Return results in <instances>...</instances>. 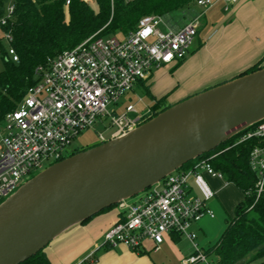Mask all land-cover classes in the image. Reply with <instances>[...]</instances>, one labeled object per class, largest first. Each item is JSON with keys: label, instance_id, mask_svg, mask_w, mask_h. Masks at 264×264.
Wrapping results in <instances>:
<instances>
[{"label": "built area", "instance_id": "2783aa9c", "mask_svg": "<svg viewBox=\"0 0 264 264\" xmlns=\"http://www.w3.org/2000/svg\"><path fill=\"white\" fill-rule=\"evenodd\" d=\"M217 0H196V6H212ZM228 10L238 0H222ZM70 0H65L67 8ZM15 6L8 2L0 16L2 38L11 41V34L3 30L14 17ZM199 18V17H198ZM198 18L173 28L161 14H146L139 18L134 29L126 34L89 36L71 49L48 57L37 67L38 80L30 86L14 110L0 119V201L13 193L30 175L70 155L73 139L84 129L92 127L99 118H109L113 127L110 137L98 133V142L120 136L152 117L151 107L139 113L131 102L124 110L110 113L107 106L115 103L141 80H147L160 66L176 64L190 50L197 35ZM166 27V31L161 29ZM7 57L18 61L9 45ZM264 136V120L241 133L235 144ZM209 157H197L187 168H179L154 185L143 190L130 202L115 204L118 219L104 232L103 243L109 248L123 244L139 251L145 239L158 248L164 234L186 236L195 253L184 264L208 261L195 239V223L215 213L209 202L215 191L206 175L223 179ZM249 166L256 172V194L264 190V143L249 154ZM27 180V179H26ZM88 255L83 260H92ZM81 263V262H80ZM78 263V264H80Z\"/></svg>", "mask_w": 264, "mask_h": 264}, {"label": "water", "instance_id": "95a60500", "mask_svg": "<svg viewBox=\"0 0 264 264\" xmlns=\"http://www.w3.org/2000/svg\"><path fill=\"white\" fill-rule=\"evenodd\" d=\"M264 120V66L186 97L120 136L56 161L0 202V264L157 183Z\"/></svg>", "mask_w": 264, "mask_h": 264}, {"label": "trees", "instance_id": "16d2710c", "mask_svg": "<svg viewBox=\"0 0 264 264\" xmlns=\"http://www.w3.org/2000/svg\"><path fill=\"white\" fill-rule=\"evenodd\" d=\"M9 1L15 6L14 17L3 26V30L11 34L9 45L18 55V61L8 58L7 51L0 47L3 63L0 70V119L6 112L14 110L27 89L36 83V69L44 65L48 57L73 48L97 31L96 37L126 34L135 28L143 15H163L196 5V0H95L97 9H94L89 0H70L66 19L65 0H0V16ZM183 60L180 59L175 67ZM260 62L237 76L261 68ZM147 80L138 83L151 97L150 107L152 116H155L172 104L165 101V96L154 97L145 83ZM248 128L199 156L213 155L209 160L212 167L222 174L225 182L234 184L243 193V199L235 206L233 216L226 219L218 239L208 247L200 248L206 255H214L218 264H264V190L256 194L257 174L249 166V154L255 146L264 143V136L235 144L238 136ZM86 148H74L70 155ZM192 161L181 168L189 167ZM92 255V260H82L80 264L94 261L95 251ZM19 264H50V261L42 249Z\"/></svg>", "mask_w": 264, "mask_h": 264}, {"label": "crops", "instance_id": "0c3cea01", "mask_svg": "<svg viewBox=\"0 0 264 264\" xmlns=\"http://www.w3.org/2000/svg\"><path fill=\"white\" fill-rule=\"evenodd\" d=\"M218 1H221L224 9V2ZM215 21L218 28L208 36L198 51L189 52L186 60L177 67H175L176 64H168L156 68V70L162 69V74L155 75L152 72L150 75L152 81L148 82V79L146 83L149 85V92L154 97L165 96L167 103L174 104L204 89L234 78L259 60H261L260 65L264 66V0H238L226 10L223 17ZM210 45L214 46L213 50H210ZM200 51L207 53L203 57L202 66L198 63ZM209 67L215 70L212 76H208ZM201 71L206 75L203 78L199 74ZM168 72L171 74L169 75ZM185 81L187 82L184 85ZM206 180L211 187V184L214 187L221 184L218 188L220 190L231 184L225 182L224 179L217 182V177L207 175ZM216 189L213 188L214 198L218 197ZM118 217L119 213L102 211L85 222L65 229L44 248L50 264L80 263L93 253L97 244L102 245L104 232ZM209 220L204 218L198 229L205 233L206 223ZM223 229L224 227L221 232ZM177 238L179 236L172 232L164 234L163 242L158 248H154L151 240L145 239L139 251L119 244L115 248L100 253L99 257H96L90 264H152L151 257L145 254L149 252L148 246L159 251L163 244H172L171 240ZM214 242L205 238L200 248H206ZM103 246L109 248L106 245Z\"/></svg>", "mask_w": 264, "mask_h": 264}, {"label": "rangeland", "instance_id": "374dc122", "mask_svg": "<svg viewBox=\"0 0 264 264\" xmlns=\"http://www.w3.org/2000/svg\"><path fill=\"white\" fill-rule=\"evenodd\" d=\"M88 2L92 8L97 9L95 0H89ZM64 10L66 13V19H68V9L64 8ZM225 13H226V10L223 9V4L221 3V1L217 0L213 3L212 6L199 7L195 5L190 8L172 10L171 12L163 14L162 16H163V19L169 24V26L173 28H178L184 25L185 23H187L190 19L199 17L198 18V24H199L198 32L189 50V52L191 51L193 52V51H198V49L201 46H203L208 36L215 29L218 28V24L216 23L215 20L223 17ZM161 29L163 31H166L165 26H161ZM97 33L98 31L92 34L91 36L96 35ZM0 47L4 48V50L6 51L8 50V47H9V44L6 41V39L2 38L1 32H0ZM209 47H210V50L214 49V46L212 45H210ZM200 52H199L200 59L198 63L200 64V66H202L203 57L207 53L206 52L200 53ZM188 54L184 57L183 62L188 57ZM2 68H3V63H2L1 54H0V70ZM213 71L215 72L214 69L209 67L208 73L210 75L208 74V76H212V74L214 73ZM152 72L155 75L163 73L162 69H159V70L154 69ZM170 74L171 73H169V75ZM199 74L201 75L202 78L206 76L205 74H203L202 71ZM150 81L152 80H150V77H149L148 82ZM186 82L187 81L184 82V85L186 84ZM186 88L187 87H185V89ZM129 102L135 105L139 113L145 112L147 107H150L152 105V99L147 93L145 87L142 84L136 83L131 90L123 94L115 103L112 102L108 104L107 110L110 113L121 112L124 110L126 104ZM112 130H113V127L109 125L108 117L99 118L95 121L92 127L82 130L73 139L72 144L69 148L73 150L74 148L91 147L99 143L98 135H97L98 133H103L106 138H109ZM48 165H49L48 162H44V167ZM39 171L40 170L30 175H27L24 180L31 178L32 176L37 174ZM218 181L221 182L222 180L217 178V182ZM211 185L214 189L217 188L216 190H217L218 197L214 198L213 200H210L209 202V205L213 209L215 216L213 218L204 216L199 222L195 223L194 229L197 235L195 239V243H197L199 247H202L201 243L202 241L205 240V238L209 239L210 242H214L217 236H219L222 228L225 227L226 225L225 220L233 216L235 206L237 205L239 201L243 199V193L241 192V190L232 183L228 187H225V188L222 187L223 188L222 190L218 189L221 186V184H219L217 187H214L213 184ZM140 194L141 192L129 198V201L130 202L135 201L139 197ZM219 200H220V203H219ZM213 202L215 203L213 204ZM104 211L106 212L111 211L114 213H119V210L115 205L109 207L108 209ZM204 218L210 219L206 223L207 229H205L206 230L205 233L202 230L198 229V227L201 225V222ZM171 241H172V244H169V245L163 244L159 251H156V249L154 248L152 249V247L148 246L149 248H147V250L149 252L145 254L151 257L152 264H184L185 260L189 258L190 255L195 253V248H194L193 243L186 236L179 235V238L171 240ZM100 244L101 243L97 244V246L93 249V252L95 251V258L99 257L100 253L104 252L105 250L112 249V248H105L103 245L101 246ZM207 259L208 261L215 260L214 255L212 254L207 255ZM86 264H90V263L87 262ZM194 264H206V263H204L203 261H198Z\"/></svg>", "mask_w": 264, "mask_h": 264}]
</instances>
